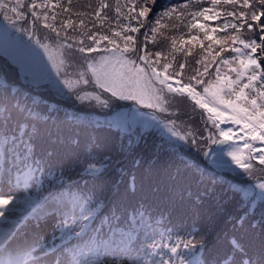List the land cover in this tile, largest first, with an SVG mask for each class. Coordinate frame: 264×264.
<instances>
[{
    "label": "snow or ice",
    "instance_id": "1",
    "mask_svg": "<svg viewBox=\"0 0 264 264\" xmlns=\"http://www.w3.org/2000/svg\"><path fill=\"white\" fill-rule=\"evenodd\" d=\"M73 7L0 0V264H264V0Z\"/></svg>",
    "mask_w": 264,
    "mask_h": 264
}]
</instances>
